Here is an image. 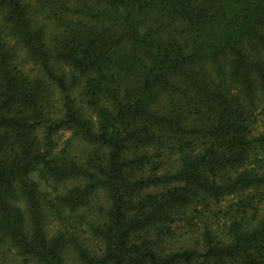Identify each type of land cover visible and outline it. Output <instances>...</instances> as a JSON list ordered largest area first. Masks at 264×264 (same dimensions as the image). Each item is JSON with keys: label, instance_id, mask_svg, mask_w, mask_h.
<instances>
[{"label": "trees", "instance_id": "16d2710c", "mask_svg": "<svg viewBox=\"0 0 264 264\" xmlns=\"http://www.w3.org/2000/svg\"><path fill=\"white\" fill-rule=\"evenodd\" d=\"M12 249L264 264V0H0V264Z\"/></svg>", "mask_w": 264, "mask_h": 264}, {"label": "rangeland", "instance_id": "374dc122", "mask_svg": "<svg viewBox=\"0 0 264 264\" xmlns=\"http://www.w3.org/2000/svg\"><path fill=\"white\" fill-rule=\"evenodd\" d=\"M23 57H20V62L22 63V66L29 71L31 74H33L35 71L30 70L32 67V64L30 62H22ZM89 113V112H88ZM72 133L70 130H61L55 135V143H56V149L61 150L64 147H66V151L70 153L73 157L76 158V160L84 161L92 148L91 144L79 139V138H71ZM29 177L35 180L38 185L39 189L41 191H51V188L43 181L41 180L36 173H30ZM230 199V198H229ZM95 201L101 204H105V196L104 193H98L95 197ZM225 202V201H224ZM7 259L9 260L10 264H39L35 261L31 260H25L24 257L20 256L17 251L14 249L7 252ZM68 264H78L75 257L71 256L68 258Z\"/></svg>", "mask_w": 264, "mask_h": 264}]
</instances>
